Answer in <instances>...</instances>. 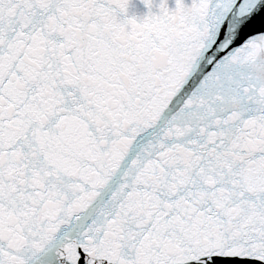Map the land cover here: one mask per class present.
<instances>
[{
  "label": "snow or ice",
  "instance_id": "6c2138e0",
  "mask_svg": "<svg viewBox=\"0 0 264 264\" xmlns=\"http://www.w3.org/2000/svg\"><path fill=\"white\" fill-rule=\"evenodd\" d=\"M0 264H264V0H0Z\"/></svg>",
  "mask_w": 264,
  "mask_h": 264
}]
</instances>
